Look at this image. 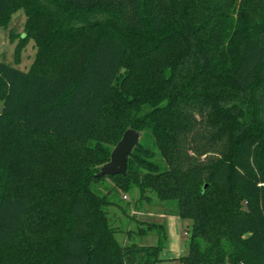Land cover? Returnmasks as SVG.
Listing matches in <instances>:
<instances>
[{"label": "trees", "instance_id": "16d2710c", "mask_svg": "<svg viewBox=\"0 0 264 264\" xmlns=\"http://www.w3.org/2000/svg\"><path fill=\"white\" fill-rule=\"evenodd\" d=\"M20 7L14 61L36 53L0 61V264H159L165 225L123 207L120 229L105 178L191 220L178 264H264V0H0V25ZM128 128L125 173L96 175Z\"/></svg>", "mask_w": 264, "mask_h": 264}, {"label": "rangeland", "instance_id": "374dc122", "mask_svg": "<svg viewBox=\"0 0 264 264\" xmlns=\"http://www.w3.org/2000/svg\"><path fill=\"white\" fill-rule=\"evenodd\" d=\"M24 20L25 10L24 7H20L12 12L6 24L0 25V61L5 63L9 62L11 65L22 70L28 69L36 53L34 39L30 38L20 52V62L16 63L14 61V48L22 40ZM10 33L13 34L14 39L10 37ZM2 106L3 101L0 100V111ZM140 138H144L142 133H140ZM153 149L155 148L153 147ZM154 160L161 169L166 168L165 162L158 154H156ZM111 185L112 182L110 179L105 178L102 183L93 184V189L100 194H105L110 190L108 197L115 203L107 207L109 216L112 217V222L119 225L118 227L122 230H125L127 227H138L139 223L124 213L123 207H125L126 211L136 219H147L163 223L165 225L167 239L163 242L159 250L160 257L163 259L159 264H178V257L185 255L188 251L189 235L186 230H189L191 220L185 219L184 221L179 219L175 213V205L160 202L154 193L147 192L151 196L150 202L152 201V203L148 204L145 200L136 203L139 194L138 190L133 188L128 192H124L123 190L112 189ZM124 195L126 196L124 197ZM139 205L142 208H139ZM117 237L120 241L127 239L124 232L117 234ZM135 242L138 244H155L158 242V236L155 231L148 232L137 236Z\"/></svg>", "mask_w": 264, "mask_h": 264}, {"label": "water", "instance_id": "95a60500", "mask_svg": "<svg viewBox=\"0 0 264 264\" xmlns=\"http://www.w3.org/2000/svg\"><path fill=\"white\" fill-rule=\"evenodd\" d=\"M140 137V131L133 128L126 129L110 153L109 160L100 166L96 175H113L125 173L127 156L132 152Z\"/></svg>", "mask_w": 264, "mask_h": 264}, {"label": "built area", "instance_id": "2783aa9c", "mask_svg": "<svg viewBox=\"0 0 264 264\" xmlns=\"http://www.w3.org/2000/svg\"><path fill=\"white\" fill-rule=\"evenodd\" d=\"M126 195H124V197H125Z\"/></svg>", "mask_w": 264, "mask_h": 264}]
</instances>
